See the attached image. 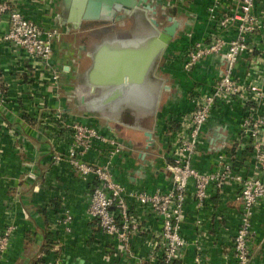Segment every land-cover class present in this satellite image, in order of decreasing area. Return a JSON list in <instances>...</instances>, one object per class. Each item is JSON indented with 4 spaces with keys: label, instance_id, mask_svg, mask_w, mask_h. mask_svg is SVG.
Here are the masks:
<instances>
[{
    "label": "crops",
    "instance_id": "obj_1",
    "mask_svg": "<svg viewBox=\"0 0 264 264\" xmlns=\"http://www.w3.org/2000/svg\"><path fill=\"white\" fill-rule=\"evenodd\" d=\"M174 1L177 30L140 82L152 95L151 105L129 102L124 96L98 106L89 102L111 89H107L111 83L93 85L90 78L95 65L91 41L107 33L101 26L87 25V19L71 21L69 0H13L41 26H60L53 52L60 68L56 81L36 70L21 48L4 39L8 16H0V79L5 89L0 107V234L6 224L15 226L0 253V264H32L39 256L42 264H162L161 216L145 213L143 229L125 249L116 251L115 238L102 232L87 213L92 183L81 178L69 159L57 162L53 154H67L74 124L95 126L106 138H97L84 154L89 162L110 158L114 177L130 187L151 191L171 187L167 164L176 133L194 109L195 95L213 84L224 64L221 53L186 63L192 43L208 40L214 32L208 15L211 0ZM223 33L227 38L237 35L236 24ZM76 36L81 43L76 44ZM253 39L255 53L241 54L235 67L236 76L244 81L264 76V31ZM244 115L242 101H220L203 125L194 164L206 170L230 162L233 174L222 186L211 185L202 204L190 188L181 228L187 243L179 264H199L197 257L202 264H240L234 236L243 201L235 175H264L254 141L243 132ZM116 144L120 151L114 154ZM67 208L73 216L68 229L63 219ZM252 227L251 264H264V200L254 209ZM46 233L54 245L44 252ZM156 240L154 246L151 242Z\"/></svg>",
    "mask_w": 264,
    "mask_h": 264
},
{
    "label": "built area",
    "instance_id": "obj_2",
    "mask_svg": "<svg viewBox=\"0 0 264 264\" xmlns=\"http://www.w3.org/2000/svg\"><path fill=\"white\" fill-rule=\"evenodd\" d=\"M4 13L8 16L4 39L21 48L36 70L47 73L56 81L60 77V68L53 61L54 41L60 37L61 29L57 26H41L16 8L13 0H0V16ZM208 15L214 23V32L210 39L192 43L186 63L193 65L207 54L221 53L224 64L220 76L213 84L195 95L194 109L182 121L176 133L172 160L167 164L172 180L168 190L151 191L123 184L114 177L110 158L104 163L89 162L84 154L97 138H106L95 126L74 124L67 154H53L57 162L69 159L81 178L92 183L88 189L87 213L96 220L102 232L115 238L116 251L125 249L132 237L143 229V215L155 212L163 222L160 231L163 239L160 260L162 264H179L187 243L181 228L190 188H194L195 198L202 204L209 195L211 185L220 187L233 174L230 162L206 170L194 164L202 140L203 125L218 102L239 100L245 104L243 132L253 139L260 165L264 167V76H252L244 81L235 74L241 54L254 52L257 43L253 38L264 31V0H230L229 3L226 0H211ZM232 24L237 26V35L227 38L223 32ZM4 90L0 79V107L4 100ZM112 142L116 143L113 139ZM119 151L120 146L116 144L112 152L115 154ZM222 157L223 154H220V161ZM235 177L240 181L243 201L242 220L234 236L235 256L240 264H251L252 215L255 207L264 200V175L244 176L238 173ZM63 219L69 228L72 213L68 208L64 211ZM14 227L13 223H9L2 230L0 253L7 248ZM151 243L158 245L157 240ZM105 255L110 256L108 251Z\"/></svg>",
    "mask_w": 264,
    "mask_h": 264
},
{
    "label": "bare ground",
    "instance_id": "obj_3",
    "mask_svg": "<svg viewBox=\"0 0 264 264\" xmlns=\"http://www.w3.org/2000/svg\"><path fill=\"white\" fill-rule=\"evenodd\" d=\"M130 2L136 3V0H130ZM152 25L154 30L148 36L135 39L116 37L103 41L91 71L92 84L113 83L115 86L128 77V85L124 92L125 99L151 105L152 95L141 86L140 82L152 62L154 53L164 47L168 39L166 31L158 29L153 22ZM104 96L94 99L93 102L98 105L103 102Z\"/></svg>",
    "mask_w": 264,
    "mask_h": 264
},
{
    "label": "rangeland",
    "instance_id": "obj_4",
    "mask_svg": "<svg viewBox=\"0 0 264 264\" xmlns=\"http://www.w3.org/2000/svg\"><path fill=\"white\" fill-rule=\"evenodd\" d=\"M148 2L151 3L155 11L146 9L145 5ZM175 7H176V2L174 0H153V1L143 0L142 3L135 6L129 11L127 10L119 11L112 19H93V20L87 19L86 21L87 25L93 27L101 26L99 28L103 30V32L107 33L102 38H101L102 34L98 35L97 37L94 36L93 41H91L93 43L95 42V46H94L95 53L93 52L94 61H96L97 51L101 43L105 40H111L116 37L135 39L136 37H140V36H148L149 34H151L152 30H154L152 22L156 25L158 29H164L165 26L172 23L170 16H174ZM153 17L156 19L157 23H155L152 20ZM119 20H122V23H119L118 22ZM57 28L60 29V26H58ZM76 37H77L75 39L76 44L81 43V38H79V36ZM113 86L114 84L111 83L110 85H108L107 89H110ZM94 98H96V95L92 96V98L89 99V102L91 104H94L93 102ZM66 228H67V223H66ZM112 251L113 249L111 250V253ZM196 262L202 263L200 257L196 258Z\"/></svg>",
    "mask_w": 264,
    "mask_h": 264
},
{
    "label": "water",
    "instance_id": "obj_5",
    "mask_svg": "<svg viewBox=\"0 0 264 264\" xmlns=\"http://www.w3.org/2000/svg\"><path fill=\"white\" fill-rule=\"evenodd\" d=\"M71 7L70 20L76 23H80L82 19H112L121 10H131L135 6L142 3L143 0H136V3L130 2V0H69ZM147 10L155 11L154 7L148 2L145 5ZM172 23L165 26L163 29L168 34L167 42L164 44L166 46L170 40L173 38L179 22L174 16H170ZM152 20L157 23L156 19L153 17ZM161 47L156 54L162 49ZM97 57V56H96ZM152 58V61L154 59ZM96 62V61H95ZM150 66V65H149ZM148 69V68H147ZM128 85V77L123 80L122 83L112 87L108 93L104 94L103 102L98 105H103L111 102L115 98H120L124 96L125 89ZM103 96V95H102ZM96 105V104H95ZM96 105V106H98Z\"/></svg>",
    "mask_w": 264,
    "mask_h": 264
},
{
    "label": "trees",
    "instance_id": "obj_6",
    "mask_svg": "<svg viewBox=\"0 0 264 264\" xmlns=\"http://www.w3.org/2000/svg\"><path fill=\"white\" fill-rule=\"evenodd\" d=\"M54 245V242L52 240H50V236L46 233L45 234V243L43 245V249L42 251H48L49 248L51 246ZM42 261H43V258L41 256L35 258L33 261H32V264H42Z\"/></svg>",
    "mask_w": 264,
    "mask_h": 264
}]
</instances>
